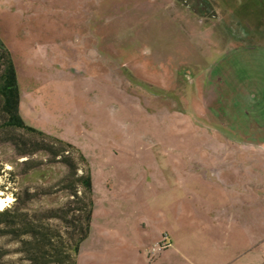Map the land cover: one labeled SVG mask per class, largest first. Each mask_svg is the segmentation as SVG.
Instances as JSON below:
<instances>
[{
	"label": "rangeland",
	"instance_id": "1",
	"mask_svg": "<svg viewBox=\"0 0 264 264\" xmlns=\"http://www.w3.org/2000/svg\"><path fill=\"white\" fill-rule=\"evenodd\" d=\"M166 2L0 0V38L14 59L20 116L28 127L73 145L89 163L94 208L76 264H222L228 247H236L233 258L245 251L239 247L241 233H230L238 222L229 219L231 211L244 217L233 209L240 206L250 217H262L252 235L261 249L233 264H259L264 257V217L256 211L264 205V41L223 52L218 24L201 28L199 16L193 21L189 13L174 16L175 25L168 19L160 23L156 7ZM226 2L240 19H264V0ZM188 4L201 6L199 0ZM102 19L106 25L98 31ZM124 45L129 49H121ZM184 73L198 76L197 91ZM170 92L175 96H166ZM177 129L218 134L244 180L231 175L229 166L224 175L195 156H184L185 168ZM169 156L180 162L172 167ZM24 161L10 146L0 148V199L12 203L13 194L36 188L52 192L67 173L38 155L29 161L42 166L22 177ZM258 182L262 188H255ZM56 190L33 208L63 206L68 196Z\"/></svg>",
	"mask_w": 264,
	"mask_h": 264
},
{
	"label": "trees",
	"instance_id": "2",
	"mask_svg": "<svg viewBox=\"0 0 264 264\" xmlns=\"http://www.w3.org/2000/svg\"><path fill=\"white\" fill-rule=\"evenodd\" d=\"M102 22L98 31L106 25V20L102 19ZM82 26L86 34L91 32V28ZM129 47L124 45L121 49L128 50ZM212 133L199 129L196 132L193 129L175 130V139L181 145V159L185 160L186 155L195 156L203 166H213V169L223 174L227 171L226 166H229L231 175L241 176V171L235 167L237 158L227 155L229 150L226 143L221 141L218 134ZM184 143L188 145L185 152L182 149ZM3 146H10L18 160H26L21 163L26 167L22 177L35 173L42 166L41 163L29 161L38 155L48 157L47 165L66 169L67 173L56 189L66 193L68 201L58 208L35 209V204L50 199L57 190L51 192L36 188L13 194V202L0 211V264H76L80 246L90 233L94 208L89 163L73 145L28 127L23 122L14 59L0 38V148ZM226 159H229L228 163L220 167V163L223 164L222 161ZM168 161L171 166L177 165L180 158L175 161L169 156ZM187 166L188 161L185 160L184 167ZM241 168H245L244 162ZM2 171L0 169V178L3 176ZM12 245L15 246L13 251L8 249ZM13 255L19 258L9 261Z\"/></svg>",
	"mask_w": 264,
	"mask_h": 264
},
{
	"label": "flooded vegetation",
	"instance_id": "3",
	"mask_svg": "<svg viewBox=\"0 0 264 264\" xmlns=\"http://www.w3.org/2000/svg\"><path fill=\"white\" fill-rule=\"evenodd\" d=\"M189 0H169V2L163 3L160 6H157L156 8H160V23L164 25V22H174L175 19L172 18L174 16H180V15H186L189 13V16L191 20L195 21L198 17L197 24L201 26V28H207V26L210 25H219L223 30V36L221 41H224V46H220V48H224L223 52L227 50L228 47H233L235 50H246L248 48H251L260 42H263L262 36L264 35V19L263 21H257L253 22L252 20L249 21L247 19L243 20L240 19L235 12H231L227 8V2L226 0H199L200 1V8L191 9L189 4ZM194 1V0H193ZM150 15V14H149ZM150 15L151 17H154V19H157L159 17ZM213 21L214 23H210ZM226 22H229V24L236 26L239 28L236 30H233L230 26L226 25ZM176 22H174L172 25H175ZM240 34H236V32H239ZM97 42L101 44L100 36L97 37ZM246 45V46H245ZM183 70L181 67L178 69V74L182 75ZM175 73H177V69L175 68ZM180 75V78L182 79ZM185 79H190L191 82L188 81V83L191 85V88H194L195 91H197L196 87L198 85V76L192 77L191 74L187 75L184 73ZM197 83V84H196ZM188 87H190L188 85ZM198 94V92H195ZM166 96H175L174 92L168 93ZM198 125V124H197Z\"/></svg>",
	"mask_w": 264,
	"mask_h": 264
},
{
	"label": "crops",
	"instance_id": "4",
	"mask_svg": "<svg viewBox=\"0 0 264 264\" xmlns=\"http://www.w3.org/2000/svg\"><path fill=\"white\" fill-rule=\"evenodd\" d=\"M241 177H243L242 179L244 180V176H241ZM262 186L263 185H261V184L255 185V188H257V187L262 188ZM259 191H261V190H259ZM256 192H257V190H256ZM255 206H258V205H255ZM244 207L240 206V207L233 208V209H238V211H240L241 214H244V212H245L244 217L242 215L240 217H238V216L232 214L234 212V210H233V211H231V216L229 215V219L238 221L236 223L235 231L230 232V233L239 232V235L241 233V238H240L241 243H240L239 247H243L245 251L242 254H240L238 257L233 258L231 255V252H232V250H235L236 247H228L227 246L229 249H228V253H226L227 254L226 257L221 255V258L225 257L222 264H233L236 261H241L250 252H253V250H255L257 247H259V245L261 244V243H258V241L254 240V237L252 235H253V228L257 227V221H260V222L263 221L262 217H260V216L259 217L258 216L250 217L249 215L246 214L247 210H246V207L245 208ZM256 211H258L260 213V215L264 217V214H263L264 205H260ZM252 224H253V226H249ZM215 227H216V225H215ZM259 234L262 235V232H260ZM258 249H261V247H259ZM179 257L182 261H185L184 259H186V257L183 254H180ZM187 259L189 261L190 257ZM257 261H258V259H257ZM260 261H261V263H259V264H264V257H261Z\"/></svg>",
	"mask_w": 264,
	"mask_h": 264
},
{
	"label": "bare ground",
	"instance_id": "5",
	"mask_svg": "<svg viewBox=\"0 0 264 264\" xmlns=\"http://www.w3.org/2000/svg\"><path fill=\"white\" fill-rule=\"evenodd\" d=\"M11 203L10 199H0V211L5 209Z\"/></svg>",
	"mask_w": 264,
	"mask_h": 264
},
{
	"label": "built area",
	"instance_id": "6",
	"mask_svg": "<svg viewBox=\"0 0 264 264\" xmlns=\"http://www.w3.org/2000/svg\"><path fill=\"white\" fill-rule=\"evenodd\" d=\"M166 247V245L163 247V246H161V249H163V248H165Z\"/></svg>",
	"mask_w": 264,
	"mask_h": 264
}]
</instances>
